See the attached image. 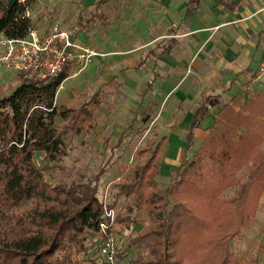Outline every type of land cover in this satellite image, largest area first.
Returning <instances> with one entry per match:
<instances>
[{
	"label": "trees",
	"instance_id": "obj_1",
	"mask_svg": "<svg viewBox=\"0 0 264 264\" xmlns=\"http://www.w3.org/2000/svg\"><path fill=\"white\" fill-rule=\"evenodd\" d=\"M30 1L16 0L8 8V0H0V36H26L33 27L25 16ZM67 75L62 71L43 82L18 72V86L0 98V264H91L97 253L103 207L97 192L105 166L92 182L47 179L49 164L61 163L66 153L61 136H78L91 119L83 103L56 104ZM206 111L200 106L197 114ZM57 119L64 126L57 128ZM212 123L190 157V133L185 136L178 171L167 187L157 181V144L131 169L130 180L117 185L127 199L117 223L140 225L126 244L137 250L131 264H239L230 242L255 217L264 186V94L252 97L242 90L220 106ZM142 149L138 156L148 152ZM246 262L258 264V258Z\"/></svg>",
	"mask_w": 264,
	"mask_h": 264
},
{
	"label": "crops",
	"instance_id": "obj_2",
	"mask_svg": "<svg viewBox=\"0 0 264 264\" xmlns=\"http://www.w3.org/2000/svg\"><path fill=\"white\" fill-rule=\"evenodd\" d=\"M77 1L83 16H78L75 33L54 19L45 28L35 27L38 34L56 22L78 43L105 54L86 69L97 63L118 67L113 75L120 93L130 95L134 110H154L159 117L162 135L154 145L157 161L164 149V172L170 158L176 159V169L180 165L188 133L191 144L185 154L190 157L198 148L221 105L242 90L252 97L264 94V78L255 77L264 58V0ZM200 106L207 111L198 116Z\"/></svg>",
	"mask_w": 264,
	"mask_h": 264
},
{
	"label": "rangeland",
	"instance_id": "obj_3",
	"mask_svg": "<svg viewBox=\"0 0 264 264\" xmlns=\"http://www.w3.org/2000/svg\"><path fill=\"white\" fill-rule=\"evenodd\" d=\"M78 4L77 0H31L28 4L31 25L37 29L38 26L45 28L49 20L55 19L75 33V27L79 22L78 16H83ZM89 27L91 28V25ZM81 34L78 32L76 35L80 40L83 39ZM2 49L3 46L0 44V53ZM117 69L118 67L111 63L91 64L83 71L68 72L67 77L60 83L54 96L56 104L78 106L82 102L86 103L85 108L91 112V120L89 128L78 136L73 137L68 134L61 136L59 143L66 153L61 163L49 164L51 167L47 178L53 184L92 182L90 179L97 169L104 165L105 171L100 176L97 197L107 204L113 203L116 216L124 213V205L127 201L123 196L118 195L117 185L130 180L131 169L137 162L150 156L151 149L162 135L157 130L159 117L154 114L155 111L149 110L150 113L147 114L145 111L134 110L135 106L127 101L130 95L120 93L121 84L116 79L117 75H113ZM18 83V73L0 65V98L9 94ZM144 116H148V119L142 123L141 117ZM55 123L57 128H61L66 121L57 119ZM122 132L123 140L118 147H115V139ZM142 148H147L148 152L138 156L137 152ZM163 150L158 159L160 172L157 181L162 188H165L179 166L176 169L177 161H173L176 159L170 158L172 160H169L167 172L162 171L165 158ZM150 171L149 176L151 174L154 176L156 171L152 169ZM227 193L230 194L231 190ZM121 225L116 219L113 230L117 234L121 248L118 261L119 264H131V260L137 255V250L127 249L126 244L139 233L140 225H132L130 228H123ZM91 241L87 240L86 245L95 249L90 245ZM230 248L238 257L239 264L247 263L250 256L257 257L258 264H264V186L255 217L244 222L241 236L230 242ZM93 255L90 259L96 261V254ZM93 260L89 262L95 264Z\"/></svg>",
	"mask_w": 264,
	"mask_h": 264
},
{
	"label": "built area",
	"instance_id": "obj_4",
	"mask_svg": "<svg viewBox=\"0 0 264 264\" xmlns=\"http://www.w3.org/2000/svg\"><path fill=\"white\" fill-rule=\"evenodd\" d=\"M29 12L25 9V16L28 18ZM0 39L3 46L0 53L1 66L21 73L24 78L35 77L43 82L62 71H83L93 58L105 55L93 46L75 41L72 34L56 22L51 23L43 34H38L37 29L31 27L23 38L0 36ZM255 77L264 78V58L255 70ZM100 202L103 207L97 229L96 264H119L118 254L121 248L113 230L117 219L114 207L104 200Z\"/></svg>",
	"mask_w": 264,
	"mask_h": 264
},
{
	"label": "water",
	"instance_id": "obj_5",
	"mask_svg": "<svg viewBox=\"0 0 264 264\" xmlns=\"http://www.w3.org/2000/svg\"><path fill=\"white\" fill-rule=\"evenodd\" d=\"M16 0H8V8L11 7L14 3H15Z\"/></svg>",
	"mask_w": 264,
	"mask_h": 264
}]
</instances>
